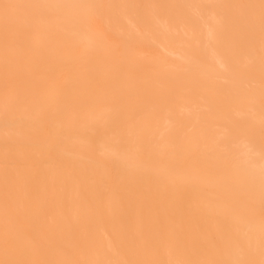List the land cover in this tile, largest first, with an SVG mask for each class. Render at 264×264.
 I'll return each mask as SVG.
<instances>
[{"label":"bare ground","instance_id":"6f19581e","mask_svg":"<svg viewBox=\"0 0 264 264\" xmlns=\"http://www.w3.org/2000/svg\"><path fill=\"white\" fill-rule=\"evenodd\" d=\"M7 2L166 6L130 9L118 17L106 13L103 21L73 23L72 41L78 49L91 50L83 66L74 60L70 48L58 50L54 42L33 40L42 54L37 61H46L41 75L69 81L77 95L87 101L91 114L86 126H70L63 145L49 161L43 146L29 143L25 114L5 117L0 105V188L6 145L10 157L18 162L28 157L40 161V180L49 188L61 166L65 173L62 183L56 185V195L43 203L34 220V233L46 234L50 221L59 225L64 217L71 216L81 226L73 258L162 260L169 258L165 251L134 249L130 243L123 225L133 220L139 209L159 204L174 210L193 237L216 234L225 227L229 221L223 215L222 200L212 201L214 222L207 219L206 212V205L222 192L227 179L222 161L199 158L195 153L173 154L168 145L177 139L201 145L214 140L226 142L234 156L254 153V171L258 174V29L257 60L248 65L243 26L234 23L240 10L199 6L258 4L259 0ZM85 15L83 10L71 9L60 13L61 17ZM112 45L117 46L115 53ZM253 85L257 92L255 106L249 103ZM135 112L147 118L152 147L134 161L129 137L111 121ZM53 123L69 128L62 120ZM232 182L234 195L243 200L245 177H233ZM98 204L102 210L90 213ZM256 224L258 228V217ZM61 244L67 247L63 241ZM207 255L212 258L217 254L209 251ZM231 255L235 258L239 253L233 250ZM253 258L260 259L258 247Z\"/></svg>","mask_w":264,"mask_h":264},{"label":"snow or ice","instance_id":"6c2138e0","mask_svg":"<svg viewBox=\"0 0 264 264\" xmlns=\"http://www.w3.org/2000/svg\"><path fill=\"white\" fill-rule=\"evenodd\" d=\"M143 7H166L163 5L134 4H62L21 3L0 0V105L5 117L23 112L26 116L27 138L32 145L43 146L44 155L54 160L56 150L66 139L72 125L86 126L91 114L88 103L80 98L70 82H61L55 77L41 75L45 60L33 46V40L54 42L57 49L68 47L75 61L82 66L88 62L91 50L79 48L72 41L70 26L73 23L103 21L105 14L118 17L130 9ZM204 9L230 7L240 10L234 21L243 26L242 42L248 49V65L257 60L256 44L258 29V59L260 63V106L261 144L259 150V171L255 169V154L237 157L230 153L226 142L211 141L195 144L191 140L177 139L169 144L173 154L195 153L199 158H218L222 161L226 182L222 192L213 196L206 205L207 219L215 221L212 201H223V215L229 223L218 233H203L193 237L185 227L183 219L175 211H169L157 204L139 209L133 220L123 225L130 234L134 249L163 250L168 259H112L105 256L97 259H76L74 253L79 247L78 234L81 226L71 216H66L59 225L50 221L47 233L37 235L33 222L42 205L56 195L57 183L64 178L63 166L54 176L52 187L40 180V161L31 157L23 162L12 159L6 145L2 188H0V264H264V0L258 4L200 5ZM83 10L86 15L60 16L64 10ZM116 45H112L115 53ZM122 55H128L123 53ZM103 82L100 88L103 89ZM257 92L253 85L249 103L255 106ZM146 117L135 112L131 117L111 121L126 134L132 145L131 159L139 157L151 147ZM56 120L64 121L69 128L57 127ZM90 147V146H89ZM95 163V161H91ZM91 175V171L88 173ZM245 177V198L234 195L232 178ZM79 200V194H77ZM102 205L90 209L98 214ZM258 217V228L256 219ZM61 241L67 244L64 247ZM260 259H254L256 249ZM236 250L238 257H232ZM216 257H208V252Z\"/></svg>","mask_w":264,"mask_h":264},{"label":"rangeland","instance_id":"374dc122","mask_svg":"<svg viewBox=\"0 0 264 264\" xmlns=\"http://www.w3.org/2000/svg\"><path fill=\"white\" fill-rule=\"evenodd\" d=\"M261 135V134H260ZM259 140V139H258Z\"/></svg>","mask_w":264,"mask_h":264}]
</instances>
